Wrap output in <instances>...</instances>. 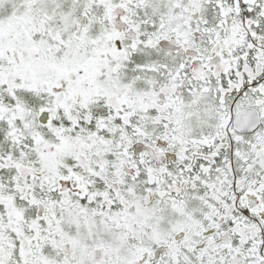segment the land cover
<instances>
[{
    "label": "snow or ice",
    "instance_id": "obj_1",
    "mask_svg": "<svg viewBox=\"0 0 264 264\" xmlns=\"http://www.w3.org/2000/svg\"><path fill=\"white\" fill-rule=\"evenodd\" d=\"M0 264H264V0H0Z\"/></svg>",
    "mask_w": 264,
    "mask_h": 264
}]
</instances>
